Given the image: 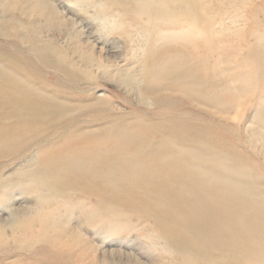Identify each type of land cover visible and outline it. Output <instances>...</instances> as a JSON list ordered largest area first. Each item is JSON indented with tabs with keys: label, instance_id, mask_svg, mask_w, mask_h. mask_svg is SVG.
Segmentation results:
<instances>
[{
	"label": "rangeland",
	"instance_id": "374dc122",
	"mask_svg": "<svg viewBox=\"0 0 264 264\" xmlns=\"http://www.w3.org/2000/svg\"><path fill=\"white\" fill-rule=\"evenodd\" d=\"M0 264H264V0H0Z\"/></svg>",
	"mask_w": 264,
	"mask_h": 264
},
{
	"label": "bare ground",
	"instance_id": "6f19581e",
	"mask_svg": "<svg viewBox=\"0 0 264 264\" xmlns=\"http://www.w3.org/2000/svg\"><path fill=\"white\" fill-rule=\"evenodd\" d=\"M154 1V0H153ZM163 2V1H162ZM199 4V3H198ZM181 5V4H180ZM193 3H191V4H189V5H187V7L186 6H184L185 7V9H184V11H185V13L186 14H188V12H191V9H192V7H193ZM219 5V4H218ZM156 6V5H155ZM206 7V6H205ZM180 8V7H179ZM182 9V8H181ZM136 10V9H135ZM193 10V9H192ZM147 12V11H146ZM219 12V11H218ZM181 13V12H180ZM143 14V13H142ZM149 14V13H148ZM162 15V14H161ZM194 16H196L197 14H196V12H194V14H193ZM221 15V14H220ZM164 16V15H163ZM11 18V17H10ZM14 18V17H13ZM179 18V17H178ZM208 19V18H207ZM13 20V19H12ZM205 20H206V18H205ZM4 21V20H3ZM19 21V20H18ZM165 21V20H164ZM168 22V21H167ZM182 22V21H181ZM194 23V22H193ZM184 25V24H183ZM21 26V25H20ZM188 27V26H187ZM216 29V28H215ZM174 34V33H173ZM170 35V34H169ZM191 35V34H190ZM193 36V35H192ZM204 38V37H203ZM207 38V37H206ZM210 38V37H209ZM197 39V38H196ZM220 42V41H219ZM214 43V42H213ZM222 60H224L223 58H222ZM223 63H226L225 61H223ZM181 72V71H180ZM223 72H225V68L223 69ZM232 79H231V81H230V85H232L233 87H237V85H236V83L235 82H237L238 81V77L234 74V75H232ZM257 84V83H256ZM161 85V84H160ZM203 92V91H202ZM176 93V92H175ZM14 101V100H13ZM211 103V102H210ZM16 104V103H15ZM209 110V109H208ZM219 111L221 112V113H229L228 111H225L224 109H222V105L220 104V106L218 107V113H219ZM236 113H234V116H233V119L237 116V111H235ZM16 113V112H15ZM8 114H9V112H8ZM20 114V113H19ZM21 115V114H20ZM12 116V115H11ZM157 117V116H156ZM16 118V117H15ZM181 118V117H180ZM237 118V117H236ZM259 120V119H258ZM2 121V120H1ZM261 121V120H260ZM262 123V122H261ZM215 126V125H214ZM222 126V125H221ZM220 127V126H219ZM188 129V128H187ZM219 129V128H218ZM213 132V131H212ZM196 133V132H195ZM259 133H260V131H259ZM209 135V134H208ZM191 138V137H190ZM193 138V137H192ZM178 139V138H177ZM194 139V138H193ZM192 142V141H191ZM238 144H240V143H238ZM232 146V145H231ZM193 151V150H192ZM163 158V157H162ZM173 158V157H172ZM191 160V159H190ZM198 161V160H197ZM232 161V160H231ZM166 162V161H165ZM200 162V161H199ZM232 164V163H231ZM239 164V163H238ZM174 165V164H173ZM165 166V165H164ZM175 166V165H174ZM204 166V165H203ZM211 166V165H210ZM176 168V167H175ZM180 168V167H179ZM212 168V167H211ZM180 170V169H179ZM229 170V169H228ZM233 170V169H232ZM147 171V170H146ZM150 171V170H149ZM147 173V172H146ZM192 175V174H191ZM209 176V175H208ZM210 177V176H209ZM215 177V176H214ZM172 178V177H171ZM183 178V177H182ZM196 178V177H195ZM201 178V177H200ZM187 180V179H186ZM204 180V179H203ZM206 180V179H205ZM209 180V179H208ZM210 181V180H209ZM209 181H207V182H209ZM239 181V180H238ZM240 182V181H239ZM238 182V183H239ZM199 183V182H198ZM242 184V183H241ZM152 187V186H151ZM154 188V187H153ZM195 189V188H194ZM182 190V189H181ZM215 190V189H214ZM222 190V189H221ZM216 191V190H215ZM150 193V192H149ZM171 193V192H170ZM153 195V194H152ZM141 196V195H140ZM139 196V197H140ZM179 196V195H178ZM208 197V196H207ZM256 197V196H255ZM142 200V199H141ZM148 200V199H147ZM137 202V201H136ZM146 202V201H145ZM142 203V202H141ZM150 203V202H149ZM242 205V204H241ZM244 205V204H243ZM166 208V207H165ZM145 209V208H144ZM201 211V210H200ZM202 212V211H201ZM200 212V213H201ZM240 215V214H239ZM150 217V216H149ZM205 217V216H204ZM237 217H239L238 215H237ZM158 222V221H157ZM255 225V224H254ZM251 229V228H250ZM173 230V229H172ZM245 231V230H244ZM243 231V232H244ZM218 232V231H217ZM239 233V232H238ZM242 234V233H241ZM223 235V234H222ZM232 235V234H231ZM235 235V234H234ZM240 236V235H239ZM173 237V236H172ZM220 237V236H219ZM235 237V236H234ZM226 238V237H225ZM224 239V238H223ZM234 239V238H233ZM170 240V239H169ZM175 240V239H174ZM236 240V239H235ZM239 240V239H238ZM218 241H220V239L218 240ZM237 241V240H236ZM217 242V241H216ZM233 243V242H232ZM200 244V243H199ZM217 244V243H216ZM219 245V244H218ZM205 246V245H204ZM221 246V245H220ZM201 247H203V246H201ZM216 247H218V246H216ZM219 249V248H218ZM189 250V249H188ZM223 250V249H222ZM190 253V252H189ZM202 253V252H201ZM212 256H214V255H212ZM222 256V255H221ZM218 257H220V256H218ZM218 261V260H217Z\"/></svg>",
	"mask_w": 264,
	"mask_h": 264
},
{
	"label": "clouds",
	"instance_id": "9594fccd",
	"mask_svg": "<svg viewBox=\"0 0 264 264\" xmlns=\"http://www.w3.org/2000/svg\"><path fill=\"white\" fill-rule=\"evenodd\" d=\"M98 24L100 25L101 30H104L105 27L107 26V22L103 19L98 20Z\"/></svg>",
	"mask_w": 264,
	"mask_h": 264
}]
</instances>
